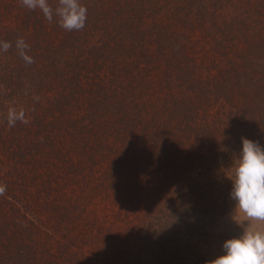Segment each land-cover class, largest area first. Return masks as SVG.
Listing matches in <instances>:
<instances>
[{
    "label": "rangeland",
    "instance_id": "rangeland-1",
    "mask_svg": "<svg viewBox=\"0 0 264 264\" xmlns=\"http://www.w3.org/2000/svg\"><path fill=\"white\" fill-rule=\"evenodd\" d=\"M79 2L87 9L83 29L66 31L58 17L49 23L40 15L26 30L16 16L29 10L20 0H0V31L18 30L34 61L28 64L18 55L15 39L8 52L0 51V187L5 188L0 194V264H211L225 254L226 240L243 234L241 222L250 230H264V224L247 221L230 197L241 138L251 139L252 131L227 104L197 100L192 97L197 93L188 90V82L204 85L226 71L228 63L223 54L213 55L215 49L221 50L223 42L233 49L230 31L237 41L254 35L264 23L258 16L264 13V0H162L150 5L148 15L135 20L149 28L158 19L154 9L163 4L179 8L180 34L171 40L167 55L179 66L168 81L183 115L159 120L141 146L118 142L109 145V153L97 148L104 136L98 127L82 113L56 105V95L68 89L69 80L86 85L93 77L78 67L98 38L89 28L103 18L93 19L91 0ZM47 71L51 78L60 75V82L47 84ZM10 109L22 110L27 123L9 127ZM75 117L80 142L71 128ZM256 142L264 148L263 135ZM82 148L95 158L69 171L68 163L77 160L74 153ZM110 156L121 159L109 163Z\"/></svg>",
    "mask_w": 264,
    "mask_h": 264
},
{
    "label": "trees",
    "instance_id": "trees-1",
    "mask_svg": "<svg viewBox=\"0 0 264 264\" xmlns=\"http://www.w3.org/2000/svg\"><path fill=\"white\" fill-rule=\"evenodd\" d=\"M48 1L53 7L58 2V0ZM161 1L91 0L92 6L90 5L88 11H94L96 17L93 19L101 16L103 21L99 25L95 22V25L89 28L88 32L98 34V38L94 40L95 43L91 46L87 58L78 67V71L86 72V77L92 73L93 77L86 85L80 84V81L72 83L69 80L68 89L64 88L65 91L59 93V96L56 95V105L63 110L70 108L74 115L77 111L82 113L90 124L98 127L104 135L97 145L102 151L107 150L109 153V145L117 147L118 142L121 145L141 146L152 137L155 131L153 125L159 120H164V117L176 120L183 115L182 104L178 97L174 99V89H171V83L168 81V76L172 72L177 74L179 68L178 65L168 61L167 55L171 40L176 38V34H180L176 30L180 17L177 14L179 10L177 4L173 8L163 4L158 9H154L151 13L158 19L151 28L135 21L148 15L146 12L150 5ZM40 15L43 14L37 9L29 11L26 15L20 14L16 19L20 23L19 26L22 25L26 30H30L33 20H39ZM258 16L264 19V13ZM257 21L260 22L261 19ZM181 23L184 28L185 20ZM204 26L203 24L201 27ZM6 29L0 31V33L4 32L0 34L1 41L12 43L14 39L21 38L17 35L18 30ZM22 29L19 30L20 33ZM230 33L229 38L235 41L231 45L233 49L223 42L221 50L215 49L213 54L224 55L222 57L228 63L226 71H218L212 82L209 81L204 85L194 81L188 82V90L189 93H197V96H192L197 100L199 97L201 101L216 99L217 102L227 104L238 119L240 118L239 120L252 131L249 140L256 142L258 135L264 136V23L254 35H248V38L244 37L242 41H237L232 31ZM220 35L226 38L228 33L222 30ZM69 41L68 39L67 44ZM214 45L216 46V41ZM215 65L214 62L213 67ZM100 75L103 77L101 78ZM45 77L47 84H50L51 79L52 82H60V75L51 78L50 71L45 73ZM147 80H149L148 84ZM73 119L71 128L74 127V138L80 142L82 137L78 140L79 136L76 135H81V128L74 125L79 124V121L76 122L77 117ZM46 124L47 122L40 124L39 128ZM55 127L58 129L57 125ZM89 132L96 131L91 129ZM172 136L178 135L172 134ZM192 136H196L195 133ZM17 148L20 149V146L18 145ZM90 152L93 151L82 148L81 151L74 153L77 162L71 160L68 163L69 171H77L81 167L76 163L86 162L87 158H95ZM72 154L70 152L64 156H67L66 162ZM58 156L63 162V155L58 154ZM120 159L119 157L112 160L110 156L107 162L115 163ZM160 160L162 159L159 158L158 161ZM148 162L150 166L151 164L157 166V162L153 160ZM112 168L117 170L115 166ZM55 170H58V167Z\"/></svg>",
    "mask_w": 264,
    "mask_h": 264
},
{
    "label": "clouds",
    "instance_id": "clouds-1",
    "mask_svg": "<svg viewBox=\"0 0 264 264\" xmlns=\"http://www.w3.org/2000/svg\"><path fill=\"white\" fill-rule=\"evenodd\" d=\"M21 7L35 11L37 9L51 23L58 17V24L66 31L81 30L87 19V9L79 0H58L53 7L48 0H20ZM12 43L0 41V51L8 52ZM18 55L28 64L33 63L26 54L29 45L23 38L15 42ZM17 121L27 123L23 111L10 109L7 122L14 127ZM242 148L235 160V172L231 199L236 202V208L247 221L264 224V148L258 143L241 138ZM5 191L0 187V194ZM243 228L239 238L228 239L223 243L224 255L211 261V264H264V230H250L247 224H238Z\"/></svg>",
    "mask_w": 264,
    "mask_h": 264
}]
</instances>
